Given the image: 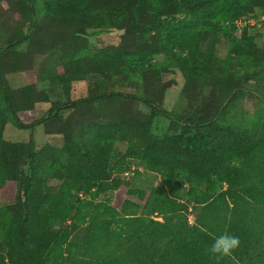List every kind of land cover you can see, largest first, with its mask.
I'll list each match as a JSON object with an SVG mask.
<instances>
[{
    "label": "trees",
    "instance_id": "16d2710c",
    "mask_svg": "<svg viewBox=\"0 0 264 264\" xmlns=\"http://www.w3.org/2000/svg\"><path fill=\"white\" fill-rule=\"evenodd\" d=\"M14 8L21 19L0 35V198L7 202L0 206V264H264V114L238 124L223 121L227 107L185 117L140 91L118 89L140 88L177 66L216 84L221 101L240 72L264 75V45L250 32L256 26L233 23L264 14V0H16ZM255 8L261 12L252 14ZM88 30H124L127 43L92 47ZM220 37L232 44L224 60L215 54ZM26 43L52 52L43 77L66 96L42 116L32 87H22L17 101L6 78L4 55ZM21 67L15 60L10 69ZM81 80L90 82L87 94L69 99ZM47 97L44 90L36 99ZM118 99L170 123L157 133L132 116H103L102 107ZM65 111L78 120L61 121ZM56 119L63 144L38 146L36 128ZM9 122L29 138L6 139ZM128 158L163 184L147 194L128 187L140 172L124 175ZM133 194L142 205L126 197ZM225 233L240 244L218 258L209 248Z\"/></svg>",
    "mask_w": 264,
    "mask_h": 264
},
{
    "label": "rangeland",
    "instance_id": "374dc122",
    "mask_svg": "<svg viewBox=\"0 0 264 264\" xmlns=\"http://www.w3.org/2000/svg\"><path fill=\"white\" fill-rule=\"evenodd\" d=\"M16 0H0V35L5 33L10 34L12 26L21 19V15L15 10L14 4ZM260 9L255 8L253 13L258 14ZM257 17V16H256ZM250 29L252 33H258L256 43L258 45H264V27L257 26ZM25 29V27H24ZM6 31V32H5ZM126 33L123 31H109V30H88L87 38L90 46L92 47H108V46H125L127 41L124 39ZM44 31L39 30L36 36L41 39L44 36ZM239 33L237 32V36ZM133 38L135 36L133 35ZM237 40H235L236 42ZM232 44L225 38L220 37L216 42L214 48L215 54L220 60L226 58L229 47ZM58 50V48H57ZM52 53L45 47V45H39L35 43L22 44L15 51H10L4 55V60L7 63L6 78L8 86L13 92V95L17 101H19L25 92H21L20 89L24 86H31V92L33 93L32 104L36 110L37 116H42L48 111L50 107H54L56 103L66 100V96L61 89L55 91L48 88V81L43 77V67L47 65L52 59H47V55ZM162 57H158L161 59ZM188 60V57H186ZM15 60H21L22 67L18 71H12L10 67ZM186 74L181 71L177 66H173L168 71L162 74L161 78L154 79L149 78L147 83L140 88L137 87H124L120 86L123 92L135 93L140 91L144 95L150 96L154 99L158 105L165 108L167 111L175 112L181 116H204L210 113L216 107L220 109L227 107L224 111L225 122L243 123L250 120L256 114H264V75L260 73L240 72L238 76L231 82L233 88H235L231 94L228 92L221 94V101L219 99L218 88L213 85L210 80H203L192 78L189 72L186 70ZM90 82L86 80L76 81L72 83L68 98L76 99L83 97L87 94L90 88ZM241 88V89H240ZM46 90L48 97L46 99H36L42 91ZM238 90L240 96L235 97L233 101L229 102V98L233 96V93ZM223 92V89H222ZM221 92V93H222ZM248 93L251 96L247 95ZM228 97H227V95ZM238 94V95H239ZM220 103H219V102ZM103 116L115 115H127L135 117L143 122L150 123L152 129L159 133L165 125H169V120L163 118L161 115H150V109L142 103H129L127 100L118 99L114 102H110L102 107L101 111ZM78 120L77 114L72 111H65L61 114V121L68 120L69 123H73V120ZM60 120H50L44 125H40L36 128L34 139L38 146L49 143L54 146H61L64 141V133L60 126ZM5 138L11 141H26L29 138V131L21 129L15 126L12 122L7 123L4 131ZM124 145H118L113 154L112 163L114 164L119 160L120 155L124 152ZM129 166L139 169L140 172L135 173L130 177L127 182V186H133L139 189H144L145 193H148L149 186L162 185L161 178L139 167L138 162L135 159L128 158ZM120 174L122 172H119ZM129 199L136 201L140 205L143 204L142 199L137 198L135 194L126 196ZM7 202L0 198V206ZM189 221L193 222L194 217L189 213ZM156 219H160L159 217Z\"/></svg>",
    "mask_w": 264,
    "mask_h": 264
},
{
    "label": "clouds",
    "instance_id": "9594fccd",
    "mask_svg": "<svg viewBox=\"0 0 264 264\" xmlns=\"http://www.w3.org/2000/svg\"><path fill=\"white\" fill-rule=\"evenodd\" d=\"M239 238L231 234H222L217 237L209 248V252L216 257L231 256L239 247Z\"/></svg>",
    "mask_w": 264,
    "mask_h": 264
},
{
    "label": "built area",
    "instance_id": "2783aa9c",
    "mask_svg": "<svg viewBox=\"0 0 264 264\" xmlns=\"http://www.w3.org/2000/svg\"><path fill=\"white\" fill-rule=\"evenodd\" d=\"M236 27H245V26H252V25H258L260 26L261 24L264 25V14H259L258 17H251V18H248V19H241V18H238V19H235L234 22ZM134 166H132L130 168L129 171H126L124 173L125 176H130L133 174V170H134Z\"/></svg>",
    "mask_w": 264,
    "mask_h": 264
}]
</instances>
